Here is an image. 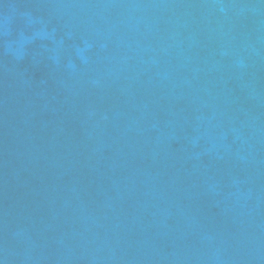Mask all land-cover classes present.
<instances>
[{
	"label": "water",
	"instance_id": "95a60500",
	"mask_svg": "<svg viewBox=\"0 0 264 264\" xmlns=\"http://www.w3.org/2000/svg\"><path fill=\"white\" fill-rule=\"evenodd\" d=\"M0 264H264V0H0Z\"/></svg>",
	"mask_w": 264,
	"mask_h": 264
}]
</instances>
